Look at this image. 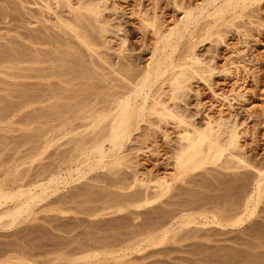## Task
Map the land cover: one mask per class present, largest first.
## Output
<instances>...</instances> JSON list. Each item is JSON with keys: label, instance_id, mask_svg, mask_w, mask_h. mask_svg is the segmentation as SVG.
I'll list each match as a JSON object with an SVG mask.
<instances>
[{"label": "bare ground", "instance_id": "bare-ground-1", "mask_svg": "<svg viewBox=\"0 0 264 264\" xmlns=\"http://www.w3.org/2000/svg\"><path fill=\"white\" fill-rule=\"evenodd\" d=\"M1 1L4 2V0ZM9 1L11 2V0ZM18 1L19 7L25 10L24 14L27 15L30 23H34L33 26L35 28L31 31H35L36 33L30 30L28 31L30 33L26 32L28 34L22 33L27 45H25L26 47L23 45V47L19 48H23L25 51L16 49L17 53L16 51L14 52L15 48L13 47L14 50H11L12 52L9 50L8 54L11 52V57L9 58H11V62H15L19 60L18 56L21 52H26V55L23 53L24 58L21 61L29 65L26 66L29 71H35L32 65H37V67L35 66L36 73L29 74V78L39 79L42 81L40 87L43 86V93L40 99L45 103L44 107L46 110L43 107L45 112H42L43 117L41 118L44 121L42 122L44 126L39 135L41 138L39 140H43V150L49 148L66 134L73 133V138L71 136V139H67L68 143L71 142L72 145H69L68 148H63L69 149L68 152L65 153L64 150L60 151L61 148L58 149L60 152L65 153V156L63 154L64 157L61 156V160L60 156H57L55 161L57 158L59 159L55 165L53 163L55 161L52 162L51 160V163H53V165L51 164V168L55 166L54 171L51 172H55L57 175L55 173L49 174V170L47 171L49 168L48 164H46L48 168L44 166L47 169L42 166L46 170V173L48 172L50 175L45 188L62 181L58 176L59 170H62L61 166L66 168L70 178L72 172H75V180H78L84 178L95 168H102L106 165L111 166L110 168L108 167L107 171L109 175L113 176L111 184L116 185L115 187L120 186L121 188V185L126 181L127 169L130 168V164L128 165L126 162L131 161H126L124 151H127V149L131 150L130 147L133 150H142V145H144V139L142 138L143 136H149L153 139L154 137H158L165 141V145L170 147L166 150L170 151V153L162 149L160 151L158 149L157 151V154L162 153V158L153 167L158 169L161 167L163 169L162 175L156 176L153 179L146 177L143 180L141 177L143 174L140 173L142 174L140 176L141 180L144 181L141 185L144 188L146 186L147 188L149 187V191L146 189V192H148L147 195H144V198L136 195L138 189L141 192L142 189L140 190V188L133 195L139 196L142 200L144 199V204L149 203L150 205L152 201L155 202L156 199L165 195L175 182L182 183L187 181L188 185L190 183L191 185L199 184V180L195 179L198 183H194L195 180L193 179L199 175L198 172H208L212 169L216 172L220 171L218 174L223 172L229 173L230 176L228 178L231 179L229 183L232 182L230 186H232V189L234 187V190L237 189L236 196L238 201H236L237 203L234 202L237 198L233 201V204H236L230 210L237 217L233 220V225L242 223L246 216L249 217L256 210L264 197V154L262 153L261 155V152L257 153V149L241 144L240 141L247 136L249 137L252 133L249 134L247 130L241 131L243 122L239 123V120L244 118L241 113L244 114L245 111L244 121L252 122L254 128L261 127L264 129V111L261 115H258L253 111L249 112L248 109L246 110V106L249 104V91L246 90L245 84H248L247 81L249 79H252L256 84L255 90H252L251 93L252 98L258 97L262 92L264 93V89L262 88V81L264 79L261 80L262 71L260 65L256 76L245 64L239 67L238 65L235 66L238 60L233 61L232 59L229 62L227 61V63L231 67H234L218 70L216 68V60L213 57L206 60L208 56L204 59L206 55L202 57V50L201 52L199 51V54L198 49L209 42L218 41L217 39L213 40V37H217L220 39V42H224L227 36L226 28L229 26L234 27L236 30L239 29V31L240 28H244L241 27L242 25H240L241 23L238 19L245 16L247 11L251 12L250 9H253V7L250 8L249 6L253 2H259L260 0H198V3L195 5L192 2L189 3L190 1L185 3L183 2L184 0H168V2L166 1V6L170 8V12H177L180 15L169 26L162 25V22L158 20L156 10L159 8L157 5L160 4L159 0H137L135 4L136 8L130 9L132 11L130 13L141 24L143 39L148 38V41H151L148 44L146 43L145 47L142 46L144 47L142 48L144 51L146 48V54H148V57L144 58L146 62L143 64H140L142 63L139 62L141 57L137 55L139 52L144 51H141V49L139 51L129 44L126 45L129 41L127 38L128 34H122V37H118V34L116 35L120 31L123 33L122 30L118 31L119 28L121 29L120 25L115 24L118 26V32L115 31L116 26L110 23L112 21V19L110 20L111 17L108 16L109 14L106 16L103 13L107 8L102 9L103 11L98 9L95 7L97 3L94 6L95 0ZM144 3H149L151 6L148 8L146 7L147 5L144 6ZM30 6L35 7L30 8ZM109 9L111 8L107 10ZM115 9L112 7L111 10L119 13L117 12L119 8L116 11ZM248 13L246 16L249 18L250 15ZM113 14L111 15L114 16ZM235 19H237L236 21L239 24L234 22ZM110 24L115 28L113 29ZM33 26L31 29H33ZM26 28L28 30V27ZM246 31H243L245 33H238L239 37H241H238L241 40L240 43L244 46L246 44L245 38L249 36L248 31ZM262 38H264V32L263 34L260 33L259 38L256 40L260 42ZM107 39H113L115 43L113 42V44L111 40V42H108ZM208 47L205 50V54H208L206 52L212 53L215 51H212ZM10 48L12 49V47ZM246 48L247 46L240 51L236 49L237 53L234 50L232 52L235 55H243L246 52ZM214 53L213 55L216 56L217 51ZM219 74H223L226 77L223 81H226L225 85L229 84L228 90H224L223 86H219L214 82V78ZM25 83L27 82L25 81ZM192 83L201 84L202 87L197 86L199 87L198 89H192L195 85H192ZM205 94L209 95V98L206 97L208 98L207 105L205 101L203 102ZM192 99L195 100L194 106L193 103H190ZM42 113L38 114L41 116ZM169 131L174 133L175 138H170L172 134H169ZM136 136L140 137L138 139H142V141L139 142ZM148 138L145 141L148 142ZM66 142L64 143L65 145L68 144ZM131 142L139 143L141 147L140 145L137 146L136 143L133 145ZM26 143L28 144V142ZM39 143H42V141H39ZM126 143H130V146L128 145L129 147L125 150ZM151 143H153L152 139ZM123 152L125 155H122ZM167 154H169L168 157ZM50 156L48 155L47 158ZM105 160L110 161L106 164ZM137 171L131 172L135 182H138L139 179L136 178L139 176ZM150 171H147V173H150ZM46 173H44L45 177H48ZM189 176L191 178H188V180L187 177ZM131 177H129L130 180ZM98 178L95 179L97 180ZM105 180L108 179L105 178ZM146 181H148L147 184ZM135 182L132 183L135 184ZM230 186L229 188H231ZM240 187H243V190ZM182 188L180 189L182 190ZM16 193L17 197L22 199L21 204L16 205L13 209L1 212L0 219L7 217L11 222L14 221L26 210L28 199H33L29 192H25L22 188L18 189ZM12 194H10V197L7 194H2V197L8 196L10 199L12 198ZM133 195L134 199L131 198L132 201L136 199L137 201H130L129 205H133L134 208L135 206L142 207L138 205L141 203V200L138 201L139 197L136 198ZM141 195H143V191ZM214 199H217V196ZM18 201L20 203L21 200ZM124 203L127 204L126 202ZM121 205L119 206L123 209ZM216 208L222 209L221 207ZM190 222L191 220L188 218L183 219L185 225Z\"/></svg>", "mask_w": 264, "mask_h": 264}, {"label": "rangeland", "instance_id": "rangeland-1", "mask_svg": "<svg viewBox=\"0 0 264 264\" xmlns=\"http://www.w3.org/2000/svg\"><path fill=\"white\" fill-rule=\"evenodd\" d=\"M8 1L9 0H4L3 2L0 0V213L10 210L11 208L13 209L16 205L21 204L22 199L17 197L16 193L20 188L25 192H29L33 199H28L26 210L14 221L11 222L7 217L0 219V264H264V197L258 204L256 210H254L249 217L246 216L242 223L233 225L232 222L237 217L230 210L233 209L238 198L236 196L237 189H235V192L234 187L232 189V186H230L232 182L229 183L231 180L228 178V176H230L229 173L223 172L218 174L220 171L216 172L212 169L208 172L199 171V175L193 178L194 180H199V184L191 185L190 183L188 185L187 181L182 183L175 182L172 185V187H174H170L165 195L156 199L155 202L152 201L150 205L149 203L144 204V199H140L139 196L144 198V195H147L149 191V187L147 188L146 186L144 188L141 185L144 181L141 179L143 178V180H145L146 177L153 179L156 176L162 175L161 172H163V169H161V167H159V169L155 168L153 165L157 164L162 158L161 152V154H157L158 149L159 151L160 149L167 151L166 149L169 147L165 145V141L158 137H154L153 139L149 136H143L144 145H142V150L138 151L135 149L133 150L131 147V150L127 149L130 143H126L125 150L127 149V151H129H124L126 155L124 152L122 155H125L126 161H131L126 162L128 165L130 164V170L127 169L129 174L127 173L126 181L123 183L124 185L122 184L123 186L121 185V188L120 186L115 187L116 185L111 184L113 176L107 173L108 169L111 167L110 165H106L102 168H95L84 178L78 180H75V172H72L70 178L66 168L61 166L62 170H59L60 173L58 171L56 172L59 173L58 176L62 181L58 184L50 185V188H45L47 179L50 177L49 174L52 175L55 173L51 172L54 171L55 166L52 168L51 166L53 163L54 165L57 163L59 159L57 158L55 161L57 156H60L61 160V156H63V154L65 156V153L68 152L69 149L67 148L69 145H72L71 142L68 143V140L71 139V136L73 138V133L66 134L59 139L60 143L57 141L46 150H43V140H39L40 131H42V127L44 126L42 123L44 121H42L41 117H43V113L46 110L44 107L45 103L40 99L43 93L42 84V87H40L42 81L36 78H29L32 73H36L37 65H32L35 71H29L26 67L29 65L21 61L27 53L21 52L25 51V49L19 48L23 47V45H27L26 41L23 39V34L30 33L28 31L34 30L35 26H33L34 23H30L27 15L24 14L25 10L19 7L20 4L18 0ZM136 1L137 0H95L94 6L95 3H97L95 7L100 10H104L105 8L112 9V7L113 9L119 8V11H117L119 13H115L114 10L111 9H105L103 13L106 16L109 14L108 16L111 17L110 20L112 19L110 22L112 25H120L121 29L119 28L118 30V26L114 29L115 27L113 28L110 24L115 31H123V33L117 31L118 33H116V35L118 34V37H122V34H128L127 38L130 42L128 41L126 45L129 44L135 49L144 51L142 49L145 47L144 45H147L148 42L150 43L151 41H148V38L143 39L141 24H139L138 19L130 13L132 12L131 10L136 8ZM166 1L168 2V0H159L160 4H157L159 8H157L156 11L159 22H162L164 26H169L173 21L179 18L180 15H178L177 12H170V8L166 6ZM195 1L184 0L183 2H192V4L195 5L198 3V0ZM15 3L16 5L18 4V6H16ZM144 6L149 8L151 5L149 3H144ZM31 7L34 8L35 6H30V8ZM249 7H253V9L249 8L251 12H246V15L249 12V18L246 15L247 18L245 16H242V18L240 17V19L237 18L241 23L240 25H242L241 27L244 28H240L239 31V29L236 30L234 27H227V39L225 38L224 42H220L219 38L213 37V40L217 39L218 41L215 40V42H209L207 45H203L198 49V53L200 54L202 50V57L206 55L204 57L205 59L208 56L206 60L213 57L214 60H216L217 66L216 64L215 66L218 70L226 67H234H231L230 64L227 63V61L229 62L232 59L233 61L238 60L235 66L238 65L239 67L245 64L256 76L260 65L262 80L264 79V38H262L260 42L256 39L259 38L260 33L263 34L264 32V0L253 2ZM108 12L111 14L114 13L113 15L115 17ZM237 19H235L234 22L239 24V22L236 21ZM32 26L33 29H31ZM26 27H28V30ZM244 30H247L249 35L245 38V46H247V48L245 54H239V57V55L233 54L232 51L234 50V52L237 53L238 49L239 51L245 49V46L240 43L241 40L239 39L241 38L239 37L240 32L245 33L243 32ZM31 32L36 33L35 31ZM110 40L112 43L114 42L113 39H107L108 42ZM20 43L22 44L20 45ZM206 46H209L208 48L212 49V51L215 50L214 52L217 51L216 56L213 55L214 52H206L209 55L205 54ZM10 47H12V49ZM16 49H21L20 52L22 54H19V60L11 62L12 60L9 58L11 57V50L15 52ZM9 50L11 52L8 54ZM16 52L18 53V51ZM146 52L145 48L144 52L138 53L137 56L141 57V61L139 60V62H142L140 64L146 62V59L144 60V58L148 57ZM17 62L18 64H16ZM224 65L226 66L224 67ZM33 76L35 75L33 74ZM224 78L226 77H224L223 74H219L214 78V82L219 86H223L224 90H228L229 84L225 85L226 81H223ZM25 81L27 83H25ZM248 81V84H245L247 88L245 89L249 91V96L247 95L249 104H247L246 110L248 109L249 112L253 111L261 115L264 111V93H260V97L252 98L251 93L252 90H255L256 84L252 79ZM192 85H194L192 89L202 87L201 84L198 83H192ZM262 88L264 89V80L262 81ZM204 96L203 102L205 101L206 104L209 95L205 94ZM190 103H193L194 106L195 100H190ZM43 107L45 110H43ZM38 113H42V115L40 116ZM241 114L245 118V111L244 114ZM244 118L239 120V123L243 122L241 131L247 130L249 134H252L241 140V144L257 149V153L261 152V155L262 153L264 154V129L261 127L254 128L252 122H246L243 120ZM170 133L172 134L170 138H175V135H173L174 133L169 131V134ZM138 138L140 139V137H137V140H139ZM146 138H148V142L145 141ZM142 139L139 140V142H141ZM151 139L153 143H151ZM39 141H42V143H39ZM26 142H28V144ZM65 142L68 144L65 145ZM134 143L136 142H131V144L135 145ZM58 144L60 146L59 148ZM136 145H140L141 147L139 143H136ZM65 147L67 148L63 149ZM60 148V151L64 150L65 153L60 152L58 150ZM168 152L170 153V151H167V153ZM56 153L58 154L55 156ZM47 154L51 156L47 158ZM168 155L169 154H167V157ZM51 160L55 162L51 163ZM109 161L110 160H105V163L108 164ZM46 164H48L47 166L49 168ZM42 166L48 168L44 167L47 171L49 170V174L48 172L46 173V170ZM164 167L166 166L164 165ZM149 170H151L150 173L152 175L149 172L147 173ZM134 171H137L139 175L136 177L139 178L138 182H135L134 177L131 175V172L133 173ZM43 172L46 173L48 177H45ZM55 175H57V173H55ZM105 175L107 176L105 177ZM191 176L187 177V179H190ZM104 177L109 181L105 180ZM129 177H131V180ZM95 178L98 179L96 180ZM196 180L194 183H198ZM148 181H146V184ZM209 181L211 182L209 183ZM132 182H135V184ZM106 183L109 184L107 185ZM201 184L202 186H200ZM88 185L89 187H87ZM229 186L231 188H229ZM138 188H140V190L142 189L141 192ZM180 188H182V190ZM137 189L138 193L136 195H139L137 196L139 197L138 201L141 200V203L138 205L142 207L135 206L134 208V206L129 205V203L130 201H137L136 195H133V193L137 192ZM146 189L148 190L147 192ZM240 189L243 190V187H240ZM118 191L119 193H117ZM142 191L143 195H141ZM9 193H13L11 195L13 199H9ZM2 194H7L9 197H2ZM132 195L136 197V200L132 201V199H134ZM216 196L217 199H214ZM232 198L234 199L232 200ZM236 198L237 200H235ZM186 199L188 200L186 201ZM18 200H21L20 203ZM126 200H129V202ZM233 201L236 203L233 204ZM105 204L107 205L106 207ZM119 205L123 206V209H121ZM216 207H221L222 209H217ZM187 218L190 219L191 222L185 225L183 219Z\"/></svg>", "mask_w": 264, "mask_h": 264}]
</instances>
